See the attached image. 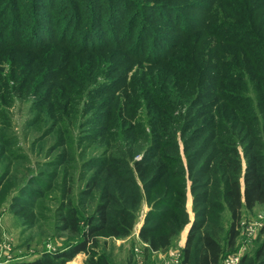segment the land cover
<instances>
[{
	"label": "trees",
	"instance_id": "trees-1",
	"mask_svg": "<svg viewBox=\"0 0 264 264\" xmlns=\"http://www.w3.org/2000/svg\"><path fill=\"white\" fill-rule=\"evenodd\" d=\"M30 1L42 9L52 6V0ZM81 1L73 6L82 9ZM121 1L129 8L123 15L114 2L88 1L98 11L94 19L110 21L109 44L98 24L77 37L70 28L52 36L34 22L21 35L17 20L7 22L0 16V63L16 54L18 64L26 67L21 70H28L26 79L41 69L34 81L47 87L41 102L47 111L37 119L43 120L45 137L53 135L55 142L46 148L51 160L39 173L50 182L37 197L60 190L63 207L57 229L75 238L57 251L9 264H68L82 252L87 254L84 264H113L99 250L100 239L131 236L145 205L148 210L135 244H146L149 264H160L156 253H167L186 227L182 264H222L243 242L241 222L252 219L247 213L264 206V23L259 15L240 12L242 4L253 11L257 0H182L184 4L174 5L172 11L184 9L190 12L188 19L164 16L158 4L153 12L161 22L149 18L144 4ZM8 2L15 8L14 1ZM110 4L113 13L108 12ZM167 21L171 26L165 25ZM205 32L248 45L246 52L237 46L227 56L235 55L231 63L238 65L237 74H227L217 57L207 56L200 44ZM115 53L122 57L109 66L98 63L100 56ZM122 61L127 69L140 67L123 92L128 115L114 108L104 110L97 102L85 105L87 95L106 90L97 85V77ZM213 68L224 81H235L228 87L232 92L225 84L211 88ZM1 69L0 88H11L14 73L5 75ZM89 113L94 118H87ZM136 114L143 117L135 120ZM88 126L92 130L86 134ZM72 127L84 134L82 141H92L84 152L80 176L84 185L79 199L92 204L85 226L72 197L77 150ZM30 183L34 180L11 203L16 213L35 191ZM239 264H264V222Z\"/></svg>",
	"mask_w": 264,
	"mask_h": 264
},
{
	"label": "rangeland",
	"instance_id": "rangeland-1",
	"mask_svg": "<svg viewBox=\"0 0 264 264\" xmlns=\"http://www.w3.org/2000/svg\"><path fill=\"white\" fill-rule=\"evenodd\" d=\"M12 1L16 3L15 8L9 5L8 0H0V16L3 14V20L7 22H11V19L17 20L21 35H23L25 31L30 30L32 25H35L34 22H36L39 27L41 26L49 31L52 36L59 30L67 33L70 28L71 31L69 32L74 35L76 34L77 37L88 29L95 28L98 24V31L105 29L106 33L104 38L108 41V44L113 43L106 38L111 32L110 21L105 19L103 22H100V19H94L93 17V14H98V11L93 9L95 8L94 6L90 5L89 7L88 1L95 0L81 1L82 9L73 6L76 4V0H52V6L44 9L38 6L35 7L34 3L30 0ZM108 1L112 2V4L114 2V5L116 4L115 8L121 10V15H123L125 11L127 13L129 8L128 6L126 7L121 0ZM136 2L145 5L146 9L151 12L148 13L150 16L149 18L153 19L155 22H161L160 15L153 12L154 7L158 4H162L163 12L160 14L169 18H175L176 15L179 14L180 18L184 16L188 19L190 15V12L184 9L178 11L179 13L172 11L174 10V5L184 4L182 0H136ZM241 3H244V1ZM256 3L257 6L253 11L250 10L248 6L246 7L242 4L240 12L250 15H259V18L263 19L264 23V0H257ZM103 5H106V2ZM168 5H171V7ZM111 7L110 4L108 12L113 13ZM32 11L38 13L33 14L34 12ZM75 11L78 16L72 15ZM131 12L132 11H129V13ZM236 12L239 13L238 10ZM198 16L200 17L201 15ZM238 20L241 21L242 19L239 18ZM165 25L171 26L168 21ZM201 34L200 44L208 50L207 56L210 59L217 57L219 60L218 65L223 67L227 74H237L238 65H233L231 63L235 55L231 58L227 56L234 54V50L237 46H241L246 52L248 45L223 41L219 38H214L207 32ZM122 36L120 38H122ZM16 57V54L13 56L10 55L2 59L0 63V68H2L1 70L5 75H9V73H14L15 75V78L9 81L11 88H0V224L2 229L0 235V264H9L13 260L33 258L46 250L57 251L64 247L66 243L75 239L69 231L57 229V225L59 224V212H61L63 207L60 190L49 191L46 192L44 197H37L40 192H44V186L49 185L50 182L48 179L40 177L39 173L46 170L43 165L44 162L51 160L46 156V148L52 145L55 139L53 135L45 137L46 133L43 134V120L41 119L38 122L37 119L40 114L45 115L47 111L41 104L45 97L44 91L47 87H44L38 81H34L36 79L39 80L38 74L41 69L36 68L32 76L26 79V72L28 70H21L25 65L23 63L19 65ZM121 57L122 56L119 57L117 53H115V55L105 54L100 56V59L97 61L103 67L105 64L109 66L110 63ZM28 65L29 62L26 63V66ZM127 66L126 61H122L116 65L115 69L112 68L110 73H108V71L107 73L103 72L100 77H97V85H103L102 88L106 90L101 93L98 92L99 94L94 91L90 95H87L85 99H83L84 104L91 105L92 102H97L100 103L102 107L107 108L104 110L114 108L122 113V115L127 116V107H125L123 103L127 104L128 102L123 99V92L128 84L130 85L136 77V71L140 68H137V65H135L134 68L130 70L127 69ZM211 72L209 76L212 80L211 88L213 90L224 87L223 84H225L227 88L235 86V81H224V76L215 70V68H213ZM228 90L232 92V89L228 88ZM101 106L99 108H101ZM139 111L142 114L141 108ZM141 114L134 115V119L136 120L138 117H143ZM90 116L91 114L89 113L87 118ZM94 116L95 115H92L91 117L94 118ZM52 117L53 116L50 115V118ZM98 118L101 122V115H99ZM72 128L73 141L77 147L75 152L76 166L72 171L74 179L72 197L74 206L79 212L81 225L85 226V221L91 212L92 204H89L88 199L85 202L79 199L81 188L84 185V180H81L80 176L83 168V160L87 158L86 156L84 158V152H87V145L92 141H87L85 139L82 141V136L84 134L78 131V127ZM90 128L91 127L88 126L84 133L88 134V132H91L92 129L90 130ZM42 147H44V151H41ZM58 150L59 149L52 151V154H55ZM51 158L53 157L51 156ZM31 180H34V183L30 184L35 191L33 195L29 194L30 197L27 195L29 199L28 204L23 201L21 211L16 213L12 210L11 203L15 201L14 198L21 196L20 193L24 188L28 187L29 181ZM57 182L60 184L61 181L58 180ZM260 214H264V206L257 208L255 211H249L246 216L253 218ZM143 215L144 208L140 214L134 232L128 238L118 240L110 238L100 239L101 243L99 250L106 253L113 264H130L131 258L134 257L133 250L136 246L135 242L139 240L135 233ZM242 235L244 239L243 230ZM256 246L257 242L249 248V253H252ZM176 249H179L178 246ZM161 253L163 254V252L156 254L161 255ZM168 253L170 252L164 254ZM86 258L87 254L82 252L79 256L72 259L69 264H84ZM158 259L159 263H161L160 256H158Z\"/></svg>",
	"mask_w": 264,
	"mask_h": 264
},
{
	"label": "built area",
	"instance_id": "built-area-1",
	"mask_svg": "<svg viewBox=\"0 0 264 264\" xmlns=\"http://www.w3.org/2000/svg\"><path fill=\"white\" fill-rule=\"evenodd\" d=\"M263 222H264L263 214H260L250 220H243L241 222V226L243 228V232L245 236L243 242L237 251L228 254L224 258L222 264H239L243 254L245 253V251H247L248 246L257 237L259 230L263 226ZM140 243L136 245L133 250V254H134L133 264H149L144 254V247L146 246V244L142 243V241ZM160 257H161L160 264H182V250L180 248L173 250L168 254L161 253Z\"/></svg>",
	"mask_w": 264,
	"mask_h": 264
},
{
	"label": "crops",
	"instance_id": "crops-1",
	"mask_svg": "<svg viewBox=\"0 0 264 264\" xmlns=\"http://www.w3.org/2000/svg\"><path fill=\"white\" fill-rule=\"evenodd\" d=\"M189 205H191L190 207H192V200H191V196L189 195V200H188V208H189ZM148 210V206L145 205L144 206V214L145 212ZM143 218H144V215H143ZM143 218L141 219V222L139 223L138 225V229L136 230V237L138 239L139 237V230L141 228V225L143 223ZM187 233H188V227H186L180 234L178 240H177V243L175 246H172L170 247L168 250H166V252H171L173 251L174 249H176V247L178 246V248L182 249L185 245V242H186V239H187ZM118 240V239H116ZM81 253H79L77 256H79ZM70 263V261L68 262V264ZM5 264H8V263H5Z\"/></svg>",
	"mask_w": 264,
	"mask_h": 264
}]
</instances>
